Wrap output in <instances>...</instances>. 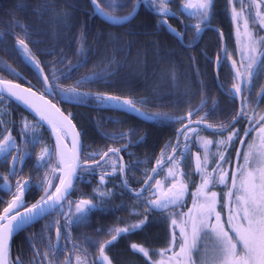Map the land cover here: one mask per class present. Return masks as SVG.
Segmentation results:
<instances>
[{
  "label": "trees",
  "instance_id": "obj_1",
  "mask_svg": "<svg viewBox=\"0 0 264 264\" xmlns=\"http://www.w3.org/2000/svg\"><path fill=\"white\" fill-rule=\"evenodd\" d=\"M121 1L125 6L118 15L131 14L138 5L137 0ZM187 2L188 0H180L182 6H178L179 11L186 17L201 22L196 9L185 7ZM191 2L196 3L192 0ZM244 5L247 6L249 17V11H253L251 3L245 0ZM45 6L49 11H43ZM150 6L149 10L139 7L136 17L127 25L119 27L98 17L92 18L90 0H0V43L1 37L4 36L9 44L0 50V79H19L16 68L26 72L27 69L21 63L16 50L17 39H24L51 83H58L60 88L65 89L77 87L76 93L60 92L56 95V100L62 103L60 106L77 126L84 151L101 154L111 148L119 149L123 158L134 168L140 167L139 170L144 171L143 175L161 159L162 152H167L165 146L174 143L177 131L186 121L188 112L199 109L202 101L204 113L200 117L208 113L205 122L213 125V129L220 124L228 125L233 114L238 111L237 104L220 90L215 80V45L208 53L206 50L209 49L205 47L208 41L202 46L204 48L200 47L201 50L183 48L161 25L159 16L153 13L154 5L150 3ZM235 7L240 8L238 4ZM232 8L233 4H230L229 0H213L206 20H212L225 33L231 34L232 27L237 33V24L241 27L242 21L234 18ZM60 18L62 22L59 21ZM14 20L27 25L28 36L14 24ZM249 23V29L254 35L264 37V32L254 20ZM186 40L188 44L194 41L191 37ZM218 46L221 49V46ZM10 47L13 48L11 53ZM260 50H264V45H261ZM240 59L241 57L237 60V66ZM136 69L139 73L132 75V71ZM53 72L57 79H53ZM232 77V69L223 66L220 80L226 92L231 89ZM77 81L81 83L77 85ZM262 88L264 89V71L255 78L251 91L246 89L251 108L254 109L249 115L255 118L264 115V108L261 113L254 108L259 101H264V95L257 94ZM84 93L91 95L82 96ZM98 93L131 99L134 102H146L137 103L136 107L140 111H133L115 101L96 102L94 96ZM66 98L73 103H64L62 100ZM3 104L10 105L8 112L12 116L18 115L19 112L27 114L7 99L1 105ZM155 113L167 115L153 118L152 114ZM249 127L248 120L243 118L233 127L240 133L239 139L244 140V145L234 142L224 153L230 161L225 165L229 175L237 163L236 152L243 154L254 136L255 132L249 133L247 137L243 135ZM197 130L201 137L213 141L210 150L213 153L216 151L215 142L225 139L229 134L210 133L201 128ZM195 139L193 137V140ZM190 152L191 155L186 159L188 164L182 167L185 173H193L188 184L189 195L184 198V206L164 211H148V222L142 228L121 234L107 249L106 253L112 264H149L148 258L131 249L133 243L151 250L152 254L155 250L167 246L169 211L187 212L192 207L190 193L195 191L192 182L196 185L200 183L199 174L194 173V156L198 152L202 154L203 149L198 143H192ZM211 159L210 156L209 171L213 167ZM110 160H114L113 166L118 159L114 155ZM81 174H84L82 170ZM138 174L142 176L140 172ZM83 176L95 177L92 173ZM81 183L79 179L76 188ZM110 184L115 188L113 182ZM141 185L140 178L132 181L134 190ZM212 190L223 197L225 186L218 185ZM118 208L119 210L113 213V218L103 215L102 225L105 232L139 223L145 217L129 215L124 205ZM135 208L132 202V210Z\"/></svg>",
  "mask_w": 264,
  "mask_h": 264
},
{
  "label": "snow or ice",
  "instance_id": "obj_2",
  "mask_svg": "<svg viewBox=\"0 0 264 264\" xmlns=\"http://www.w3.org/2000/svg\"><path fill=\"white\" fill-rule=\"evenodd\" d=\"M93 10L99 13L105 20L114 25H120L131 18L129 16L116 15L119 8L124 7L119 3V0H90ZM233 4L232 12L234 18L242 20L243 32L241 33L240 24H237V36H243L242 46L240 48L241 59L239 66L237 61L232 60L233 83L231 89L228 90L233 96L241 94L243 89L251 91L254 79L257 75L264 71V50L258 49L257 45H264V37H257L249 30V20L243 17L244 0H229ZM139 3V0H137ZM169 0H155V6L158 12L165 16L169 9L167 4ZM235 4L240 5V11L236 10ZM213 0H197L192 3L191 0L185 4L186 8L196 9L201 23L209 17L212 9ZM43 11H48L47 6ZM257 15H260L257 13ZM261 27H264V16H260L258 21ZM14 24L24 31L25 36H28L27 25L14 20ZM11 27V25H10ZM200 24L194 26V31L198 34L201 31ZM177 35H180L177 33ZM20 51L24 57L31 61L37 71L41 73L43 86L46 91L52 95H58L60 92L76 93L77 87L60 88L59 84L50 83L48 76L43 74V69L39 63L31 55L30 48L24 39L16 41ZM81 45V49H82ZM226 53V50H225ZM227 54V53H226ZM220 57H217V65H220ZM62 62L63 59H62ZM14 71V70H13ZM53 79L55 72H53ZM89 79V78H86ZM81 82L77 81V85ZM5 94L15 97L17 100L23 101L26 105L33 108L39 113L41 119L46 120L52 125L53 131L57 133V149L53 152L48 148H44L41 154L37 157L41 167L51 164V160L55 155L58 159L56 167L52 168V172L57 170L64 173L59 177V184L52 190V183L45 180L41 183V190L45 195L40 198L36 204L27 207L23 200V193L28 190L30 181H17L16 192L12 193L13 200L8 203V206L3 209L0 214V264H21L19 257L15 260L11 258L8 240L16 229H23L30 225L37 216H40L49 207L60 205L62 208L67 205L66 211L70 216L63 217L65 231L71 225H81L87 222L88 213L97 208L90 199H81L79 201L68 200L67 197L73 189L72 178L76 175L77 168H80L82 163L78 150V133H74L72 139V149L66 150L63 146V137L68 135L66 125H70L69 116L60 112L51 101H45L43 96L38 97L43 102L42 106L32 102V98H37L36 93L32 92L31 88L21 89L19 84L13 85L10 82L0 79V99H6ZM82 96H90L91 94L84 93ZM261 95H264V89H261ZM94 99L99 103H108L115 101L117 104L126 105L133 111H140L137 103H145L146 101H133L131 99H122L117 96H109L106 94H95ZM251 102L248 97H243L240 109L233 114V117L228 125L220 124L214 131L217 134L228 132L225 139L215 142L216 151L211 152L213 141L207 140L199 135L196 127L191 125L195 123L197 126L204 124L208 116L205 113L198 120L193 121L191 117L199 115L203 111L204 102L201 107L195 112H188L185 119H188V124L184 125L177 133L176 141L171 145H166L167 152H162L161 159L156 162V166L151 169V175H147L144 181V187L135 191V195L139 198L144 195L145 207L149 211L169 210L171 208H181L185 204V196L189 195L188 183L193 173H185L181 168V161L186 160L191 155L190 145L198 143L203 149V153H196L194 156L195 168L194 173L199 174L200 183L196 185L193 181L195 191L191 192L192 207L187 212H172L169 211L168 218L172 226L171 240L165 249H161L153 254L159 259L152 260L149 255V250L135 243L131 244V249L135 252L142 253L148 258L151 264H264V115H259L258 118L249 115ZM143 114V113H142ZM153 118L166 117V113L152 114ZM247 119L250 127L243 133L245 137L251 132H256L258 143H248L247 151L241 154L236 152L237 165L235 170L229 175L225 165L230 161L225 156V152L234 142L244 145V140L239 139L240 133L232 127L239 119ZM24 129L31 131V126L25 122ZM207 128H213V125L207 124ZM0 133V156L5 161L11 159L12 172L15 177V168L22 165L25 157L30 153H23L19 156H11L12 151H19L16 146L15 137L10 132ZM193 137L196 139L193 140ZM181 138L183 145H181ZM30 143L38 144L39 140L35 137L29 141ZM179 150V151H178ZM119 149H109V152L118 153ZM187 154V155H186ZM99 155L93 153L92 159ZM103 156H108V152L103 153ZM213 167L209 171V163ZM99 164V161H96ZM166 164H171L172 167L167 168V174L164 181L155 179L154 177L164 170ZM125 166L121 164L119 171L123 173ZM113 171H116L115 167ZM101 183L104 181V176H101ZM153 181V183H149ZM167 182V186H165ZM7 177L4 178V184L8 185ZM125 186L127 182L125 181ZM47 184V187H45ZM218 185H224L227 189L223 197L212 189ZM132 191L131 189H129ZM101 199L111 195L110 192H99ZM223 201V202H221ZM63 202V203H62ZM220 206V211L217 206ZM25 208L21 212L18 209ZM227 209L226 216L222 215V211ZM176 217H179L177 219ZM148 222L145 216L139 223L132 224L128 227L114 228L109 232L111 239L103 242L93 241L91 238H85L87 244L94 245L97 249L98 256L96 260H92L87 252V248L82 243L79 248L73 245L75 252H80V255L75 256L77 264H112L109 256L106 254V248L111 246L123 233H128L131 230L142 228ZM55 229L56 245L50 246V251L55 253L59 248L62 239H67V236L62 234L61 227L56 223L52 225ZM178 229V233H177ZM47 239V237H46ZM210 244V247H209ZM33 250L37 255H40L38 250L33 245ZM47 256L48 253H43ZM51 264V262H50ZM56 264H59L57 261ZM63 264H70L69 260H65Z\"/></svg>",
  "mask_w": 264,
  "mask_h": 264
},
{
  "label": "flooded vegetation",
  "instance_id": "obj_3",
  "mask_svg": "<svg viewBox=\"0 0 264 264\" xmlns=\"http://www.w3.org/2000/svg\"><path fill=\"white\" fill-rule=\"evenodd\" d=\"M192 1L197 2V0H192ZM140 3L142 7L148 10L151 8L150 3H152L154 5L152 6L153 9L157 10L155 6V2L152 0H147L146 3L144 2V0H140L138 4ZM179 5L182 6V4H180V0H169V3L167 4V8L169 9L167 15L165 16L162 13L159 15V20L161 21V25L164 26V28L168 32L170 30H168L167 24L172 28H174L177 31V33H179L180 36L182 37L185 45L181 44L176 34L172 32L169 33L185 49L201 50V48H204L202 46L204 45L205 41H208L207 45H205V47L207 46V48L209 49L208 51L205 49L206 52L208 53L212 49L211 47L215 45L214 51L217 53V57L219 56L221 58L219 72L221 71L223 66H228L232 68V60H236V56L234 58L233 55L231 56L229 55L231 41L233 42V40H235V38L233 37V33H235L233 31L234 30L233 27H232V33L228 34L225 33L219 26L214 24L212 20H206L203 23L197 22L196 20H193L183 15V13H181L178 9ZM132 11H134V9ZM124 16H129V14L128 15L125 14ZM196 24H200V27L202 29L198 34L194 31V26ZM211 26L217 27L218 31L213 30ZM189 37H191L192 40L194 41L188 44L186 39H189ZM257 37L259 38L261 36L257 35ZM1 40L4 41V43L7 42L4 36L1 37ZM218 45L221 46V49L219 48ZM217 47H218V51H216ZM257 47L258 49H260L261 45H257ZM1 48H3V45H1L0 50H2ZM225 50L227 54L225 53ZM30 51L32 57H34L37 60V58L34 56V52L31 49ZM17 52H18V56L22 53L19 48ZM19 58L21 57L19 56ZM238 59L239 56L237 60ZM216 61L217 58L214 63V74L217 69ZM21 63L26 67L27 69L26 72L20 70L19 68H16V72L19 75V79L14 80L13 78H11L12 80L11 79L10 80L19 83L21 85H24L25 87L34 88L40 93H43L45 96H47L45 93L46 90L43 86L42 80L22 60ZM48 80L51 83L49 78ZM257 94L260 96L261 90H258ZM248 95L249 94L246 91V89H243L241 92L242 98L245 96L248 97ZM48 98H50L57 105L62 104L61 102H58V100H56V95L53 96L49 95ZM248 99L251 102L250 97H248ZM4 100L5 99H0V133L7 134L5 132V129H7V132H10L11 135L15 137L16 146L19 149V151H12L10 155L19 156L25 152L30 153V155L25 157L22 165H18L15 168V177H13V175L11 174L12 172L11 159L9 158V160L5 161L3 157L0 156V214H2L3 209L8 206V203L13 200L14 197L12 193L16 192L17 181L20 182L30 181L28 190H25L23 193L24 194L23 202L27 207H31L32 205L36 204L38 201H40V198L45 195L44 191L41 190V183L44 181V179L40 178L39 170L35 164L36 152L40 147V145L43 144L45 141L41 140L39 136L38 138L36 137L34 129L32 128H36L35 126L37 124L33 120V118L22 112H19L18 115L12 116L8 112L10 105H6V104L1 105L4 102ZM261 102L262 101H259L258 105L254 107L255 110L259 113H261V104H260ZM17 107L23 110L18 105ZM250 108H251V104H250ZM203 113L204 112L200 111L199 115H194L193 119L194 120L199 119L200 115H202ZM241 119L234 126H236L241 121ZM25 122H27L31 126V131H27L24 129L23 125ZM12 124L14 127H12ZM42 131H43V135L45 137L47 136L46 139L49 140L50 135L46 134V132L41 128V132ZM208 132L217 133L214 131V129L209 130ZM225 133H227V131L224 132L223 134ZM33 137L39 140L38 144L34 145L33 143L29 142L30 140H32ZM106 151L107 150H105L103 153H105ZM93 153L94 152L92 151L85 152L83 150L82 160L86 161L89 166L84 167L82 169V172L84 173L83 175L87 173H92L95 175V177L83 176L81 179L82 182L81 185L78 186L77 188L75 186L73 192L67 198L68 200L71 201L90 199L93 201L94 204L98 205L97 208L92 209L88 213L87 222L81 225H71L67 228V231H65L63 227L65 225V219L63 217L70 216L71 214L66 211L67 205H64L63 208L61 206L58 207L50 215H48L38 223H35L32 226L28 227L27 229L23 230L18 235L12 238V240L9 242L8 245L10 249V255L13 260H15L16 257H19L21 260V264H50V262L51 264H56L57 261L59 262V264H63V262L67 259L70 261V264H77L75 260V256L80 255L81 253L75 252L73 250V245L75 244L76 247L79 248L80 245L83 243L84 246L87 248V252L89 256L94 261L98 256L97 249L94 245L87 244L85 242V238L86 237L91 238V240L93 241H100V242L105 241V239L106 240L111 239L109 232H105V230L103 229V225H102L103 217H104L103 215H107L108 217L113 218L114 217L113 213H116L119 210L118 206L124 205L127 207L129 215L131 216L134 217L147 216L149 210L144 206L145 200L143 199V196L149 194L148 193L142 194V197L138 198L136 195L133 194L134 189L132 186V181L137 178L138 179L140 178L142 180L141 186L144 187V181L146 179V176L143 175L144 171L139 170L140 167L134 168V166L131 165L124 158H123L124 161L120 160L119 157L114 153L112 154H114L118 160L117 161L115 160L113 166H112V162L114 160H110L111 155H109L103 162L99 163L98 165L90 166V164H95L96 161H100L103 158V153H101L97 155L95 159H92L91 155ZM121 164L125 166L123 176L122 173L119 171ZM114 167L116 171H113ZM137 172L138 173L140 172L142 176L139 175ZM101 176H104L103 183H101V179H100ZM158 176L155 179H158ZM5 177H7V180L9 182L8 185L4 184ZM125 181L127 182V186H125L124 183ZM112 182L114 183L113 185H115V188H112L110 186L111 185L110 183ZM149 183L151 184L153 183V181ZM58 184H59V179L52 181V185H53L52 190H54V188ZM45 187H47L46 184ZM140 187L138 188V190L140 189ZM128 188L131 189L132 191H130ZM99 192H110L111 195L101 199L98 195ZM111 199H112V203H110ZM132 202L136 206V208L133 210H132ZM114 208H115V212H114ZM18 210L22 212L26 209L22 207ZM54 222L56 223L57 226L61 227L62 234L66 235L67 239H62L57 251L55 253H52L50 251V246L56 245L55 229L52 227ZM102 229L103 231L101 233ZM33 245L35 249L38 250L40 255H37L34 252ZM109 248L110 246L106 248L105 251L107 252V249ZM43 253H48V255L44 256Z\"/></svg>",
  "mask_w": 264,
  "mask_h": 264
},
{
  "label": "water",
  "instance_id": "obj_4",
  "mask_svg": "<svg viewBox=\"0 0 264 264\" xmlns=\"http://www.w3.org/2000/svg\"><path fill=\"white\" fill-rule=\"evenodd\" d=\"M93 7V6H92ZM137 14V12L135 11L132 15H131V18L129 19V20H127V21H130V20H132L134 17H135V15ZM95 15H99V13H96L95 12ZM107 21V20H106ZM125 23H127V22H125ZM124 24V23H123ZM167 28L170 30V32H172V33H174V34H176V36H177V38L179 39V41L181 42V44H183V45H185L184 43H183V39H182V37L180 36V35H177V31L176 30H174L171 26H169L168 24H167ZM211 28L213 29V30H215V31H218V29H217V27H212L211 26ZM21 57H22V60H23V62L24 63H26L37 75H38V77L42 80V78H41V73L39 72V71H37V69H36V67L34 66V64L31 62V61H29L28 59H26L25 57H24V55L22 54L21 55ZM220 66V65H219ZM219 66L217 65V69H216V72H215V77H216V80H217V83H218V86L221 88V84H220V80H219ZM7 82H10V81H7ZM11 84H13V85H16V84H18V83H13V82H10ZM20 85V84H19ZM21 86V89H28V88H31V87H25V86H23V85H20ZM32 89V92H34V93H36V97L37 98H32V102H34V103H36L37 105H41L42 106V104H43V102L42 101H40L39 99H38V97H40V96H43L44 97V100L45 101H51L49 98H47L43 93H40L39 91H37L36 89H34V88H31ZM46 94H48V95H52V94H50L48 91H46L45 92ZM6 96H7V98L8 99H10L11 101H13V102H15L17 105H19L21 108H23L27 113H29L31 116H33L35 119H37L45 128H47L48 130H49V132L51 133V135H52V137H53V139H54V142H55V146H56V149H57V143H58V140H57V133L55 132V131H53V128H52V125H50V124H48V122L46 121V120H43V119H41V117H40V115H39V113L38 112H36L33 108H31V107H29L28 105H26L23 101H21V100H17L15 97H13V96H11V95H8V94H5ZM53 96V95H52ZM233 96V95H232ZM233 98L235 99V100H237L238 101V104H239V109H240V107H241V104H242V98H241V95L239 94V95H237V96H233ZM51 103L52 104H54L55 106H56V108H58V109H60V112H62L64 115H66V116H68L66 113H64L63 111H62V109L60 108V107H58L54 102H52L51 101ZM69 119H70V121H71V124L70 125H66L65 127H66V129H67V131H68V139H69V142H67L66 141V139L63 137V135H62V137H63V146L66 148V150H71L72 149V139H73V135H74V133H78L79 134V132H78V130H77V128H76V126H75V124H74V122L72 121V119L69 117ZM240 120V119H239ZM239 120H237L236 122H235V124L239 121ZM188 122L189 121H187V123H185L184 125H186V124H188ZM234 124V125H235ZM183 125V126H184ZM234 125H232V127L234 126ZM182 126V127H183ZM192 127H196L197 125L195 124V123H193L192 125H191ZM181 127V128H182ZM198 127H202V128H206V125L205 124H201V125H199ZM180 128V129H181ZM179 129V130H180ZM77 139H78V150H79V155H80V158H81V161H82V148H83V144H82V140H81V136H80V134L78 135V137H76ZM176 139H177V136H176ZM176 141V140H175ZM58 150V149H57ZM112 152H109L108 151V155H110ZM115 154H117V155H119V153H115ZM107 156H103V158L99 161V163H101V162H103L104 160H105V158H106ZM121 158V157H120ZM121 160L122 161H124L122 158H121ZM92 165H97V163H95V164H92ZM168 164H166L165 166H167ZM86 166H89V165H87V164H85V163H82V165H81V167L80 168H77V170H76V175L72 178V184H73V189H74V186H75V184H76V182H77V179H78V176H79V171H80V169L81 168H83V167H86ZM156 166V165H155ZM152 174V173H151ZM63 175H64V173H63ZM122 176H123V173H122ZM150 182V181H149ZM73 189L70 191V194H69V196L71 195V193H72V191H73ZM134 195H135V193H134ZM68 196V197H69ZM23 197H24V194H23ZM23 197H22V200H23ZM67 197V198H68ZM63 203V202H62ZM58 207H60V205H57V206H55V207H49V208H47L46 209V211L44 212V213H42L40 216H37L35 219H34V221H32L31 223H30V225H28V226H25L23 229H16L14 232H13V234L11 235V237H10V239L8 240V244H9V242L12 240V238L13 237H15L18 233H20L21 231H23V230H25V229H27L28 227H30V226H32L33 224H35V223H38L39 221H41L42 219H44L45 217H47L49 214H51L55 209H57ZM25 211V210H24Z\"/></svg>",
  "mask_w": 264,
  "mask_h": 264
},
{
  "label": "rangeland",
  "instance_id": "obj_5",
  "mask_svg": "<svg viewBox=\"0 0 264 264\" xmlns=\"http://www.w3.org/2000/svg\"><path fill=\"white\" fill-rule=\"evenodd\" d=\"M152 1L155 2V0H152ZM261 1H263L262 3H263V6H264V0H261ZM119 3H121V4L123 5V3H122L121 0H119ZM244 3H245V0H244ZM235 5H236V4H235ZM251 5H253V8H252V9H253L252 16H253L254 18H256L257 21H259L260 16H264V13H263L262 11H259V8H257V7L259 6V2L256 0V5H255V4H251ZM238 6L240 7L239 4H238ZM244 6H245V5H244ZM120 10H121V8H119L115 14L117 15L118 12H119ZM236 10H237V11H240V8H239V9H236ZM257 13H259L260 15H257ZM243 17L247 18V13H246L245 11L243 12ZM235 20H236V19H235ZM59 21L62 22V21H63L62 18H60ZM241 21H242V20H241ZM204 22H205V21H204ZM240 30H241V33H242V32H243V24H241ZM233 37L235 38V40H233V42L231 41L230 49H229V55H230V56L233 55L234 58H235V56H236V60H237L238 56L241 57L240 48H241V46H242V42H243L244 37H243L242 35L238 37L236 33H233ZM4 45L7 47L9 44H8L7 42H5ZM12 50H13V48L10 47V48H9L10 53H11ZM167 53H170V52H167ZM220 62H221V61H220ZM137 73H139V70H138V69L132 71V75H136ZM254 80H255V79H254ZM256 80H257V79H256ZM258 80H259V79H258ZM262 89H263V88H262ZM261 103L263 104V105L261 106V110H262V109L264 108V101L261 102ZM35 127H36V128H32V129H34L35 135H36V137L38 138V136L40 137V134H41V133H40V132H41V128H40L38 125H36ZM250 143H258V137H257V133H256V132L254 133V136H253L252 140L250 141ZM44 148H48L50 151H52L50 144L48 145V143H46V142H44L43 144H41L40 147L38 148L37 152H36V158H35V159H36V161H35L36 163H35V164H36V167H37L38 170H39V176H40V178L45 180V177H47V179L50 178L51 173H52V176L54 175V173L50 170V169L53 168L51 165L55 164V165H54L55 167H56L57 165H56V160H54V163H53V159H52L50 165L45 166V167H41V165L38 163L37 157L41 154V152H42V150H43ZM246 151H247V147H245L244 152H246ZM181 164L184 166V165H187L188 162H187V160H182V161H181ZM182 165H181V166H182ZM236 165H237V163L235 164L234 170H235V168H236ZM169 167H172V165H170ZM167 168H168V167H167ZM167 168H166V170L164 171V174L162 175V180H163V181H164V177H165V175L167 174ZM234 170H233V171H234ZM48 180H49V179H48ZM159 180H160V179H159ZM162 180H161V181H162ZM46 185H47V184H46ZM165 186H167V182H165ZM226 190H227V189L225 188V191H226ZM225 191H224V192H225ZM191 205H192V201H191ZM217 210H218V211L221 210V209L219 208V206H217ZM226 214H227V209H224V210L222 211V215H223V216H226ZM177 219H179V218H177ZM168 229H169V239H168V241H167V246L164 247V248L157 249V250H155L154 252H158L159 250H161V249H165V248L168 247L169 242H170V240H171V232H172V226H171V223H170V227H169ZM177 233H178V229H177ZM209 247H210V244H209ZM148 250H149V249H148ZM151 252H152V251L149 250V255L152 257V260H157V259H159L158 256L152 254ZM148 261H149V260H148ZM149 264H151L150 261H149Z\"/></svg>",
  "mask_w": 264,
  "mask_h": 264
},
{
  "label": "bare ground",
  "instance_id": "obj_6",
  "mask_svg": "<svg viewBox=\"0 0 264 264\" xmlns=\"http://www.w3.org/2000/svg\"><path fill=\"white\" fill-rule=\"evenodd\" d=\"M49 11V10H48ZM127 149V148H126ZM123 187V186H122ZM104 233V232H103ZM99 234V233H98ZM106 240V239H105Z\"/></svg>",
  "mask_w": 264,
  "mask_h": 264
}]
</instances>
